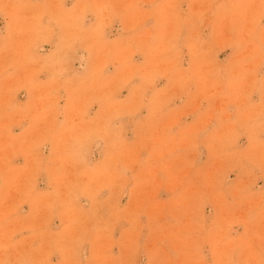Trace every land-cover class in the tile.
<instances>
[{
    "label": "rangeland",
    "instance_id": "1",
    "mask_svg": "<svg viewBox=\"0 0 264 264\" xmlns=\"http://www.w3.org/2000/svg\"><path fill=\"white\" fill-rule=\"evenodd\" d=\"M0 260L264 264V0H0Z\"/></svg>",
    "mask_w": 264,
    "mask_h": 264
},
{
    "label": "clouds",
    "instance_id": "2",
    "mask_svg": "<svg viewBox=\"0 0 264 264\" xmlns=\"http://www.w3.org/2000/svg\"><path fill=\"white\" fill-rule=\"evenodd\" d=\"M0 264H11V262L6 260H0ZM16 264H23V262H16Z\"/></svg>",
    "mask_w": 264,
    "mask_h": 264
}]
</instances>
